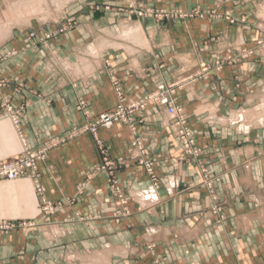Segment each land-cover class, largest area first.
<instances>
[{
	"label": "crops",
	"instance_id": "0c3cea01",
	"mask_svg": "<svg viewBox=\"0 0 264 264\" xmlns=\"http://www.w3.org/2000/svg\"><path fill=\"white\" fill-rule=\"evenodd\" d=\"M263 36L264 0H0V162L53 143L41 194L0 179V264H264ZM174 82L188 149L154 103L76 131Z\"/></svg>",
	"mask_w": 264,
	"mask_h": 264
},
{
	"label": "built area",
	"instance_id": "2783aa9c",
	"mask_svg": "<svg viewBox=\"0 0 264 264\" xmlns=\"http://www.w3.org/2000/svg\"><path fill=\"white\" fill-rule=\"evenodd\" d=\"M139 13L141 14L142 12ZM145 13L152 16L153 13L157 12L147 9ZM158 13L163 16L167 15V12L163 10L159 11ZM173 15L182 17L185 15V13L177 10L176 12H173ZM230 20L233 21V19ZM175 86V83H161L156 87L154 91L147 94L145 97L137 98L128 103H124L122 95L121 93H119V101L113 109L103 111L101 113H98L97 115L92 116L88 114L85 107V102L81 100L78 104V108L84 111V113L88 116L89 121L81 127H78L76 131L81 132L88 130L93 135H95L98 127L109 128L115 121H123L131 125V123L134 121L135 114L138 113L139 110L144 108L148 103H154L164 107L167 116L175 127L176 134L182 140L183 147L185 149H188L192 145L193 139L191 137L190 128L187 125V115L184 109L181 106L177 105L175 102L173 96ZM3 110L4 112L13 114L12 107L8 103L4 104ZM68 135L69 134L67 133L66 136ZM52 144V142L46 141L41 147L37 149H30L28 147H25L23 152L14 159L0 162V179L12 180L23 175H29L34 181L35 189L38 191V193H42L44 188L39 182L37 164L39 161H43L46 158V153L52 146ZM102 152H104L103 149ZM114 164H116V162L109 160L106 156L104 157L105 167H112L114 166ZM149 171L150 173L152 171L150 167ZM164 181L169 183V191H171L172 188H175L178 185V182L172 179ZM154 193L155 191L153 188L146 189L142 191V196L145 199H155ZM42 206L44 207V211H52V205L50 203L44 202ZM17 224L12 221H3L0 224V228L3 231H7L8 229L17 226Z\"/></svg>",
	"mask_w": 264,
	"mask_h": 264
},
{
	"label": "rangeland",
	"instance_id": "374dc122",
	"mask_svg": "<svg viewBox=\"0 0 264 264\" xmlns=\"http://www.w3.org/2000/svg\"><path fill=\"white\" fill-rule=\"evenodd\" d=\"M148 10H153L154 12H157V13H153L152 14V16H155V17H162L163 15H160V13H158L159 11H161V10H163V11H166V10H164V9H148ZM180 11H182V10H180ZM140 12H142L141 14L142 15H148L147 13H145L146 12V10H144V11H140ZM167 12V15H164V17H167V16H176V15H173V12H176V11H166ZM184 12V11H183ZM185 13V15L184 16H182V17H187V16H190L191 14L190 13H186V12H184ZM258 44H260V46L259 47H263L264 46V36L261 38V40H259V43ZM175 83V82H174ZM170 84V83H169ZM176 84V86H177V83H175ZM176 86H175V88H176ZM175 92V91H174ZM149 94V93H148ZM173 95H174V93H173ZM175 99V98H174ZM176 102V101H175ZM177 104V103H176ZM177 105H179V104H177ZM180 106V105H179ZM163 107V106H162ZM182 107V106H181ZM183 108V107H182ZM184 109V108H183ZM185 111V110H184ZM166 112V111H165ZM241 112V111H240ZM186 113V112H185ZM238 114H240V113H238ZM187 115V114H186ZM187 119H188V115H187ZM264 125V124H263ZM104 128H106V127H104ZM110 128V127H109ZM175 129V128H174ZM240 129H241V127H240ZM176 131V130H175ZM178 136V135H177ZM179 137V136H178ZM180 139V141H181V143H182V140H181V138H179ZM182 146H183V144H182ZM45 160V159H44ZM43 160V161H44ZM140 161L142 162V163H144L145 165H146V160L144 161L143 159H140ZM39 162H42V161H39ZM38 162V163H39ZM38 165V164H37ZM102 167H104V163H103V165H102ZM149 167L151 168V170H152V164L151 163H149L148 162V164H147V168H148V170H149ZM112 173V172H111ZM151 174H153V172L151 171ZM24 176H26V177H29L31 180H32V182L34 183V181H33V179H32V177H30L29 175H23V176H21V177H24ZM19 178V177H18ZM163 179L164 180H169V179H172V180H174V181H177L178 182V180L175 178V177H173L172 175H166L165 177H163ZM110 181L112 182V183H114V182H116L115 181V179L112 177L111 179H110ZM34 187H35V185H34ZM35 191L38 193V191L35 189ZM41 194V193H40ZM48 203V202H47ZM51 204V203H50ZM52 205V211L51 212H46V211H44V207L42 206L41 207V210H42V213L45 215V218L46 219H48V215H50V214H52V213H54V211H55V209H56V206L55 205H53V204H51ZM124 209V212L125 213H127V211H125V207L123 208ZM16 224H17V222H15ZM22 225H25V223L24 222H19V224H17V226H22ZM16 227V226H15ZM14 228V227H13ZM12 229V228H11ZM8 230H10V229H8Z\"/></svg>",
	"mask_w": 264,
	"mask_h": 264
},
{
	"label": "bare ground",
	"instance_id": "6f19581e",
	"mask_svg": "<svg viewBox=\"0 0 264 264\" xmlns=\"http://www.w3.org/2000/svg\"><path fill=\"white\" fill-rule=\"evenodd\" d=\"M26 7V6H25ZM264 114V113H263ZM242 116V115H241ZM264 116V115H263Z\"/></svg>",
	"mask_w": 264,
	"mask_h": 264
}]
</instances>
